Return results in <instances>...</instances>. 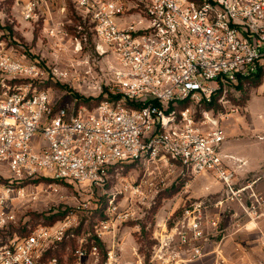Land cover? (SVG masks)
I'll return each instance as SVG.
<instances>
[{
  "label": "built area",
  "instance_id": "built-area-1",
  "mask_svg": "<svg viewBox=\"0 0 264 264\" xmlns=\"http://www.w3.org/2000/svg\"><path fill=\"white\" fill-rule=\"evenodd\" d=\"M71 1L97 54L117 60L112 85L92 110L76 103L55 107L50 93L36 87L44 80L39 65L0 48V264H127L117 231L131 214L118 197L139 194L141 185L122 182L120 190L110 189L133 164L180 166L193 178L212 176L225 189L223 199L190 205L171 238L153 246L151 263L186 264L187 252L194 260L206 256L212 234L204 227L217 232L223 221L209 215L210 208L226 200L238 203L251 221L264 219V195L254 188L264 182V164L253 181L238 186L228 162L240 160L222 153V122L230 112L207 109L214 102L226 109L240 80L264 68V0ZM53 2L27 0L22 19L36 21L42 5ZM76 42L81 51V38ZM182 103L188 105L180 108ZM46 184L49 189L39 190ZM69 186L77 190L65 191ZM48 196L69 207L65 216L30 225L26 207ZM103 198L107 218L94 233L81 230L78 214ZM175 236L180 249L167 253ZM135 254L136 264H145Z\"/></svg>",
  "mask_w": 264,
  "mask_h": 264
},
{
  "label": "rangeland",
  "instance_id": "rangeland-1",
  "mask_svg": "<svg viewBox=\"0 0 264 264\" xmlns=\"http://www.w3.org/2000/svg\"><path fill=\"white\" fill-rule=\"evenodd\" d=\"M26 1L0 0V48L5 53L24 57L39 65L44 72V80L41 84L37 82L36 87L50 93L55 107L71 106L76 103L92 110L105 99L109 89L107 86L112 85L111 68L117 66L115 56L112 53L105 56L97 54L90 31L76 15L71 0H54L49 7L42 5L36 21L30 23L25 22L21 14ZM80 24L82 30L77 28ZM53 27L59 30L56 36H51L49 33ZM84 37L87 38V42H84ZM77 38H81L83 43L81 51L76 50ZM57 71H67L69 76L56 78L54 73ZM89 71L91 74L87 75ZM255 99L258 101H254ZM228 100L229 105L226 109L220 104L214 107L217 115L219 112H230V115H236L237 113H232L231 109L238 107L239 115H245L248 123H253L261 132H264V68L262 81L258 87L249 84L244 90H237V94L229 95ZM199 113L200 110L197 114L198 120ZM262 139L264 140V137ZM248 142L243 136L239 140H234L233 144L247 146ZM248 147L251 148V144ZM249 148L248 153H252L254 150ZM120 173L121 180H116L110 190H120L122 182H127L134 187L141 185L139 194L118 197L121 208L131 214L118 224L117 239L122 245V261L127 264H136L139 260L135 254L137 253L144 259L145 264H163L149 261L154 244L171 238L173 227L194 202L207 198L214 203L217 191L211 192L205 189L208 195L195 197L194 181L198 177H191L189 172L182 170L180 166H165L161 163L149 166L133 164L124 167ZM214 182L217 183L216 180ZM48 185L40 187L39 190L49 189ZM65 188L68 192L77 190L75 186ZM218 197L225 198V192L221 191ZM54 198L53 196H48L46 199L43 197L40 204H30L26 207L24 214L30 225L51 224L65 216L67 210L64 208L69 207H65L60 201L56 202ZM101 200L99 203H96L94 199L90 200L86 206V212L81 211L78 214L77 221L81 230L94 233L98 221L107 218L105 213L107 199ZM209 215L212 216L210 213ZM88 216H90L89 220ZM225 216L222 217L224 221H221L217 232L211 230L209 226L204 227L205 232L212 234L209 235V243L205 247L206 256L194 260L191 259V253L187 252L184 254L186 264H192L213 254L216 256L215 264H264L252 245H246L240 241V244L244 246L237 245L238 240L235 241L228 256L224 253L222 240L228 239L231 232L228 221L230 214L226 213ZM54 217L56 219L53 220ZM237 230L234 232H238ZM171 249L167 253L180 249L179 239L176 236ZM262 249L264 250L263 244ZM104 251L105 249L103 253ZM245 254L247 257L249 254L247 263L243 258ZM255 259L256 262H253Z\"/></svg>",
  "mask_w": 264,
  "mask_h": 264
},
{
  "label": "crops",
  "instance_id": "crops-1",
  "mask_svg": "<svg viewBox=\"0 0 264 264\" xmlns=\"http://www.w3.org/2000/svg\"><path fill=\"white\" fill-rule=\"evenodd\" d=\"M254 101L258 100L255 99ZM250 102H252V100ZM247 109L248 105L245 107L246 111ZM230 117L231 118L228 120L222 122V127L226 133V142L222 146V153L225 156H232L240 160V163L228 162V164L236 170V182L238 183V186H241L247 182L253 181L255 175L258 174L264 164V140L262 139V137H264V132H261L253 123H248L245 115L233 114ZM259 117L263 118L262 115H259ZM243 136H245L249 141L247 146L233 144L234 140H239L241 137L243 138ZM250 144L251 148L248 147ZM248 148L253 149L254 151L252 153H248ZM214 180L215 178L210 175L200 176L195 179V197H203L206 194L205 189H207L211 192L217 191V193H215L217 195L216 200H220L218 195H220L221 191H224L225 189L223 185L215 183ZM254 188L264 195V182L257 184ZM209 212L212 215H218L221 217L225 216L226 213L230 214V216H228L229 226L231 228L230 236L228 239L222 240L223 250L227 256L234 246L235 241L238 240V243L236 242L237 245L244 246L241 245L240 242H243L246 245H252L256 250V254L261 256L260 261L264 263V250L262 249V244L264 245V219L251 221L250 218L244 215L238 203L227 200L224 201V205L222 207H212ZM223 218L222 220L224 221ZM239 225L240 228H236ZM232 228L234 230L238 229V232H234ZM245 255L243 258L245 263H247L249 254L248 257ZM215 261L216 256L213 254L192 264H215ZM253 262H256V259Z\"/></svg>",
  "mask_w": 264,
  "mask_h": 264
},
{
  "label": "trees",
  "instance_id": "trees-1",
  "mask_svg": "<svg viewBox=\"0 0 264 264\" xmlns=\"http://www.w3.org/2000/svg\"><path fill=\"white\" fill-rule=\"evenodd\" d=\"M262 76H263V68H261L254 76H252V77H249V78H246V79H242V80H240V82H239V84H238V86H236V89L238 90V91H242V90H244L245 88H246V86L247 85H251V86H253V87H258L260 84H261V81H262ZM111 97H113V98H116V99H120V96H114V95H111ZM130 104V103H129ZM79 105H81V104H79ZM188 105V103H182V104H180V108H184V107H186ZM217 105V103H213V104H211L210 106H208V108L207 109H211L212 107H215ZM132 107H134V108H137L138 107V105H134V106H132ZM216 107H218V106H216ZM57 218L58 217H60V216H56ZM56 217H54L53 218V220L54 219H56ZM58 220V219H57ZM155 244H157V242L155 243ZM154 244V245H155ZM75 244H74V242H72L71 243V246L73 247ZM100 245V247L102 248V252H103V249H104V247H103V245L100 243L99 244ZM56 255H58V254H56Z\"/></svg>",
  "mask_w": 264,
  "mask_h": 264
}]
</instances>
